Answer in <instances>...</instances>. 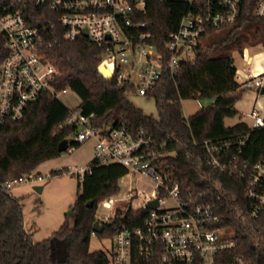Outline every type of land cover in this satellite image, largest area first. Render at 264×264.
Instances as JSON below:
<instances>
[{
  "label": "trees",
  "instance_id": "1",
  "mask_svg": "<svg viewBox=\"0 0 264 264\" xmlns=\"http://www.w3.org/2000/svg\"><path fill=\"white\" fill-rule=\"evenodd\" d=\"M145 1L140 21L149 25L150 43L168 60L171 54L167 42L193 5L187 0ZM258 1L242 0V13L235 24L208 30L192 56L180 59L173 73L164 71L147 95L155 99L158 118L146 115L128 99V94L136 92L132 86L99 73L102 49L87 38L66 40L57 14L37 6L33 0L29 2L24 11L26 18L43 35L44 53L57 75L52 82L53 93L32 103L22 119L5 124L0 132V264H110L107 253L91 252L90 244L98 206L119 193L120 180L128 175L123 166L101 165L94 159L79 183L73 206L74 224L67 220L39 243H34L24 228L23 199L1 190L9 180L33 173L44 162L59 158L63 154L59 152L62 141L76 150L83 145L74 141L75 125L63 126L74 110L86 117L93 115L92 124L98 129L126 123L133 132L143 130L151 136L158 150L176 151L175 156L162 159L166 173L180 184L185 196L187 192L193 197L212 192L216 200L220 196L217 202L226 216L223 225L237 231L234 254L246 257L252 264H264V221L248 218L245 180L209 166L202 145L206 140L232 141L228 157L236 156L240 162L252 164L264 157L263 130L250 131L246 122L232 127L225 123L238 114L235 106L245 92L236 79L233 53L243 54L249 45L264 46V17L254 15ZM4 55L5 42L0 38V61ZM66 91L79 98L76 109L68 108L58 98ZM203 99H212L213 103L193 116H184V101ZM247 134L248 144L239 154L236 139ZM65 171H53L51 176ZM91 201L94 205L89 208ZM122 223L126 221L119 213L116 222L106 224L97 237L113 238Z\"/></svg>",
  "mask_w": 264,
  "mask_h": 264
},
{
  "label": "built area",
  "instance_id": "2",
  "mask_svg": "<svg viewBox=\"0 0 264 264\" xmlns=\"http://www.w3.org/2000/svg\"><path fill=\"white\" fill-rule=\"evenodd\" d=\"M30 1L0 0V38L5 42V55L0 61V132L5 124L22 119L32 103L53 93L57 69L44 53L40 30L26 18L24 11ZM33 1L57 14L66 40L87 38L103 50L98 71L104 78H116L142 96L155 89L165 70L173 73L180 59L192 56L208 30L235 24L243 5L242 0H187L193 8L170 36L166 47L171 56L165 60L150 43L149 25L140 21L145 0ZM254 15L264 17V0L257 2ZM103 67L110 71V77L102 72ZM236 79L242 87L259 91L264 87V76L251 71L237 70ZM243 116L253 120L247 123L250 131H264V117L258 110ZM92 117L74 110L63 126L77 127L76 143L94 142L99 164L121 165L128 175L139 180L122 199L114 195L98 206L104 213H96L95 224L104 228L115 223L119 213L126 221L111 238V250L106 252L110 264H252L246 257L234 254L237 231L223 225L226 216L217 202L220 196L217 200L212 192H201L195 197L187 192L185 196L180 184L166 173L162 159L175 156L176 151L165 152L163 145V150H158L151 136L143 130L133 132L126 123L98 129L93 126ZM248 141L249 134L236 139L239 154ZM202 145L209 166L245 180L248 218L263 223L264 157L253 164L240 162L236 156L228 157L232 141L206 140ZM74 151L75 146L67 150ZM76 170L82 183L89 168ZM49 178L30 173L9 180L1 190L9 191L17 184H38ZM154 202L158 205L151 207ZM97 234L92 231V236Z\"/></svg>",
  "mask_w": 264,
  "mask_h": 264
},
{
  "label": "rangeland",
  "instance_id": "3",
  "mask_svg": "<svg viewBox=\"0 0 264 264\" xmlns=\"http://www.w3.org/2000/svg\"><path fill=\"white\" fill-rule=\"evenodd\" d=\"M219 39V36H217ZM250 56L264 51L262 45H249ZM235 67L238 71H242L244 67L253 65L254 61L245 63L243 54L239 52L233 53ZM245 88L242 99L237 102L235 108L238 114L234 118L226 119L227 127L235 126L240 122L251 124L253 120L247 116L258 110L259 114L264 117V95L255 88ZM128 99L146 115L158 118V110L155 99L149 96H142L137 92L127 95ZM58 98L70 109L76 108L80 104L79 98L72 91H66L58 96ZM213 103L212 99L188 100L183 102V114L190 117L202 109ZM94 142L88 141L84 143L76 151L69 153L64 152L59 158L44 162L33 174L40 176H50L44 182L38 184L24 183L17 184L9 193L11 196L23 199V220L26 232L31 236L34 243L42 242L52 236L67 220L71 225L74 224V215L69 216V212L77 200L79 190V176L76 169L88 168L90 163L95 159ZM66 169L65 173L59 176H51L53 171ZM137 176L126 175L120 180V191L117 194L122 199L130 187L138 184ZM43 187L42 192L35 190V187ZM122 205V204H120ZM104 210L98 207L97 214L102 215ZM112 247L110 238L100 239L92 236L90 251L109 252Z\"/></svg>",
  "mask_w": 264,
  "mask_h": 264
},
{
  "label": "crops",
  "instance_id": "4",
  "mask_svg": "<svg viewBox=\"0 0 264 264\" xmlns=\"http://www.w3.org/2000/svg\"><path fill=\"white\" fill-rule=\"evenodd\" d=\"M243 59H244L245 63L251 62L252 60L254 61V63H253V65H248V67H244V69L242 71H239L240 73H244V72L248 73L249 71H251L254 74L264 76V51L256 53L252 57V56H250L249 50L247 48L243 52Z\"/></svg>",
  "mask_w": 264,
  "mask_h": 264
},
{
  "label": "water",
  "instance_id": "5",
  "mask_svg": "<svg viewBox=\"0 0 264 264\" xmlns=\"http://www.w3.org/2000/svg\"><path fill=\"white\" fill-rule=\"evenodd\" d=\"M85 36L87 37L88 36V32L85 31ZM102 72L107 76V77H110L111 76V73L108 69L106 68H101ZM261 94L264 95V87L261 89ZM68 150V142L67 141H62L59 145V152L60 153H64ZM35 190L38 191V192H42L43 190V187H39V186H36L35 187ZM94 205V202L91 201L89 204H88V207L89 208H92V206ZM158 203L157 202H154V203H151V207H155L157 206ZM74 214V208L69 212V216H72ZM104 230V228L98 224H94L93 226V231L97 232V233H102Z\"/></svg>",
  "mask_w": 264,
  "mask_h": 264
}]
</instances>
